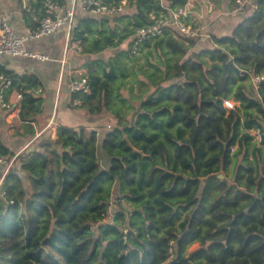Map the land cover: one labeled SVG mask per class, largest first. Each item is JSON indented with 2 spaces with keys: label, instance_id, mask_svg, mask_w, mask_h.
I'll return each mask as SVG.
<instances>
[{
  "label": "trees",
  "instance_id": "trees-1",
  "mask_svg": "<svg viewBox=\"0 0 264 264\" xmlns=\"http://www.w3.org/2000/svg\"><path fill=\"white\" fill-rule=\"evenodd\" d=\"M47 1L33 4L38 22ZM166 1L173 11L188 3ZM214 1L228 3L229 11L237 5ZM127 2L136 13L81 16L70 38L90 59L84 77L91 87L90 95H72L81 101L72 108L116 120L102 144L95 131L61 126L60 149L47 142L16 156L0 133V157L14 160L0 198V264H264V141L251 135L264 124V80L256 91L240 76L242 69L264 76V0L233 34L214 36L216 48L195 52L197 39L187 45L168 32L139 45L153 47L164 61L148 62L157 74L134 73L133 85L146 81L139 80L144 89L131 100L121 89L134 57L132 37L154 24L151 16L162 6L161 0ZM125 41L129 50L101 58ZM152 55L149 50L147 60ZM0 74L12 81L8 94H22L18 133L34 136L33 123L44 112L41 80L1 65ZM226 100L236 109H226ZM229 170L230 180L219 177ZM111 201L118 211L108 223ZM134 212L143 234L133 225ZM193 243L200 248L187 254Z\"/></svg>",
  "mask_w": 264,
  "mask_h": 264
},
{
  "label": "crops",
  "instance_id": "crops-1",
  "mask_svg": "<svg viewBox=\"0 0 264 264\" xmlns=\"http://www.w3.org/2000/svg\"><path fill=\"white\" fill-rule=\"evenodd\" d=\"M194 1L190 0L187 3L184 13L187 14L188 18L192 17L196 21L197 18L193 17H199L197 12L201 4L198 6ZM254 1L256 3V0H252L251 3ZM35 2L36 0H0V12L8 19L14 32L20 36L25 35L27 31L32 30V26L39 23L36 16L37 10L33 9ZM227 4L219 5L224 15L226 12H231ZM253 4H251L253 6L252 9L256 8V4ZM194 5L196 6L194 7ZM71 6L72 0H66V7L71 8ZM215 19H218V16L212 18L211 22ZM221 19L222 17L217 21H221ZM205 24L207 25L204 20L202 22L204 28L206 27ZM66 41L64 31L61 30L55 35L26 44L27 48L32 52L48 54L51 57L50 61L42 62L29 58L8 57L0 61L1 66L18 74H36L44 86V91L42 92L45 98L44 112L36 118V123H33L36 130L34 136L18 133L22 132V130L20 131L22 122L19 119L22 97L17 92L8 94L4 90V95L8 103H10L11 108L5 109L0 104V133L5 145L16 156L21 153L40 151L41 146L47 142H50L53 147L60 149L56 142L58 139V129L61 126L76 129L84 127L90 131H95L100 140V145L108 131L107 129L111 127L109 121L112 122V120L105 115L92 116L85 109L72 108V95L69 91V82L71 79H75V75H85L87 56L75 47V45H78L77 43L68 44ZM65 59L67 63L62 65ZM109 164V159L104 158L103 167L109 169ZM4 173L5 169L0 166V198L4 197L2 191Z\"/></svg>",
  "mask_w": 264,
  "mask_h": 264
},
{
  "label": "built area",
  "instance_id": "built-area-1",
  "mask_svg": "<svg viewBox=\"0 0 264 264\" xmlns=\"http://www.w3.org/2000/svg\"><path fill=\"white\" fill-rule=\"evenodd\" d=\"M244 1L237 0L236 3L244 6ZM128 2L127 0L121 1L119 5L115 3H109L104 0H72L71 8H68L59 3L48 0L46 3L47 15L39 22V25L32 30L27 31L25 35H18L14 32L9 23L8 19L0 12V61L5 58H29L36 61H50L51 57L48 54H40L37 52L30 51L26 44L30 42H36L42 40L45 37H49L57 34L61 30L64 31L66 36V42L70 44L71 34L73 29L77 26V20L79 15L81 16H107L113 17L122 15L125 13ZM164 10H169V6H163ZM166 17V18H165ZM157 16L152 15L151 18L154 24L142 29L137 30L132 39L135 41L133 46V52L139 50V45H142L148 40H153L157 37L162 36L166 31H170L175 28L183 40H195L205 34L201 33V28L195 29L192 25L186 24L187 14L184 11H173L169 12V16ZM202 27V26H199ZM204 28V27H202ZM173 31V30H171ZM208 36V34L206 35ZM75 47L82 53L83 50L78 46ZM66 59L63 60L62 65H65ZM240 76L248 78L249 82L253 83L256 91H259L260 84L264 80V76L255 75L252 70H240ZM12 84L9 78L0 74V104L5 109H10L11 105L8 103L4 90H7ZM69 91L71 95L76 93H84L86 95L91 94V87L86 77H79L71 79L69 82ZM22 97V94L19 93ZM74 105H81V101L75 99L72 101ZM237 104L234 100H226L224 107L228 110H235ZM251 134L254 137V141L258 144H262L264 141V124L262 128L252 130ZM14 161V160H13ZM13 161L7 162L4 158L0 157V166L5 169L4 176L10 170L13 165ZM114 201L110 202L107 218L105 222L112 223L115 219V214L118 211V205ZM113 206L115 209H113Z\"/></svg>",
  "mask_w": 264,
  "mask_h": 264
},
{
  "label": "rangeland",
  "instance_id": "rangeland-1",
  "mask_svg": "<svg viewBox=\"0 0 264 264\" xmlns=\"http://www.w3.org/2000/svg\"><path fill=\"white\" fill-rule=\"evenodd\" d=\"M251 1L252 0L244 1V6L236 3L237 5L232 8V11L226 12V14L224 15L222 8L214 0H195L194 1V2H196L195 4H198V6H199V4H201V6L197 12V15L200 18L197 16H194L193 18H197L196 21H194V19H192V17L187 18L184 21L186 24L188 23V24L192 25L195 29L201 28V33H203L205 35L202 37H199L196 40V47L193 51L197 52L198 50L204 49L206 47H211V46L216 48L217 43H216L214 36L222 37V36H227V35L233 34L234 29L237 27V25L240 22H243L247 17L253 15V11L255 8L252 9L253 6H251V4L252 3L256 4V8H257V4H258L257 0H256V3H255V1L251 3ZM189 2H190V0H188V3ZM160 3H161L162 7L163 6H169V4L167 3L166 0H161ZM195 6L196 5H194V7ZM180 10L184 11L185 8H182ZM164 11H166V10H164L163 8H162V10H159L157 12L158 16H161V15H162V17L169 16V14L168 13L166 14ZM167 12L171 13V9L167 10ZM134 13H136V9H135L134 5H128L124 14L125 15H131ZM193 15H194V13H193ZM216 16H218V19L220 17H222L221 21H217L218 19H215L213 22H211V19L216 17ZM204 20H205V23H207V25L205 24L206 27L202 28V27H204V26H202V22H204ZM113 25H115V24H113ZM199 26H202V27H199ZM171 30H173V31H171ZM171 30L166 31V32L173 34L175 37H179V34L175 28H172ZM207 34H208V36H206ZM179 38L182 40L181 37H179ZM183 41H185V38ZM185 43L187 45H189L191 43V41L186 40ZM128 45H129L128 41H125L120 48L115 49V50L117 53L121 52V50L127 51V50H129ZM115 50L106 51L104 54L101 55V58L104 60L110 59L113 56V54L115 53ZM149 50H152L153 55L150 57L149 60H147V53L149 52ZM131 54L134 57L133 58L131 57V59L127 60V66H128V77L126 78L127 85H126V87H123L121 89L122 98H125L127 100H131V98H137L140 90L144 89V86L142 83L139 85L140 79L146 81V79H144L142 77H140L138 79V81L136 83H134V85L132 84L133 80L136 78L134 76V73L135 72L144 73L148 70V71H154L155 74H157V72L149 65L148 62L150 61L153 63H159V62L162 63L164 61V58H162L157 52H155L153 50V47H151L150 49L138 50L135 53L132 51ZM86 60H87L86 62H88V60H90V59L87 57ZM170 63L172 64L173 61H171ZM161 68L163 71H165L166 65L163 64ZM85 71L87 73V71H88L87 67L85 68ZM86 73H84V74H86ZM84 76H86V75H75V78L84 77ZM246 83H248V81H246ZM132 86H134L135 88H134V91L131 92L128 89V87L131 88ZM114 93L116 94V92H114ZM250 94H253L252 90H251ZM133 104H135V103L133 102ZM130 119H131V117H130ZM109 123H111V126H114L116 124V120H112V122L109 121ZM108 130H111V127H109ZM251 134H253L252 131H251ZM236 148L237 147L234 146V148L231 150V152H233V150ZM230 170H231V168H230ZM230 170L226 171V172H220L219 176H222L224 178H228L230 180L231 175H232V172ZM113 205H115V203H113ZM116 205H118V204H116ZM113 209H115L114 206H113ZM132 219H133L134 227L141 234H143L144 233V225H143V221H142L140 215H138L134 212ZM199 248H200L199 243H193L188 247L187 254H191V253L195 252L196 250H198Z\"/></svg>",
  "mask_w": 264,
  "mask_h": 264
},
{
  "label": "water",
  "instance_id": "water-1",
  "mask_svg": "<svg viewBox=\"0 0 264 264\" xmlns=\"http://www.w3.org/2000/svg\"><path fill=\"white\" fill-rule=\"evenodd\" d=\"M115 53H117L116 50H115ZM219 177L222 178V179H224V177H222V176H219Z\"/></svg>",
  "mask_w": 264,
  "mask_h": 264
}]
</instances>
